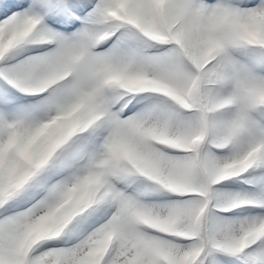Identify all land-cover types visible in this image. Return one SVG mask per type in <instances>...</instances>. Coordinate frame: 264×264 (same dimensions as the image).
<instances>
[{"label":"snow or ice","instance_id":"1","mask_svg":"<svg viewBox=\"0 0 264 264\" xmlns=\"http://www.w3.org/2000/svg\"><path fill=\"white\" fill-rule=\"evenodd\" d=\"M0 264H264V0H0Z\"/></svg>","mask_w":264,"mask_h":264}]
</instances>
